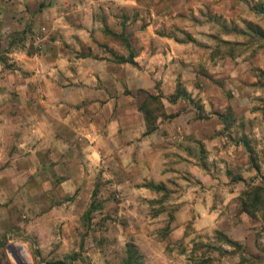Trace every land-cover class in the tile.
<instances>
[{"label": "rangeland", "instance_id": "rangeland-1", "mask_svg": "<svg viewBox=\"0 0 264 264\" xmlns=\"http://www.w3.org/2000/svg\"><path fill=\"white\" fill-rule=\"evenodd\" d=\"M66 2L72 25L90 21L89 38L107 36L133 68L171 78L174 114L160 80L156 94L137 93L154 129L179 118L159 139L157 184L135 183L157 188L127 198L97 183L71 213L38 204L57 184L49 166L20 170L15 146L0 149V264H126L127 248L138 264H264V0ZM13 3L0 0V30L2 4ZM14 35L40 49L43 33Z\"/></svg>", "mask_w": 264, "mask_h": 264}, {"label": "crops", "instance_id": "crops-1", "mask_svg": "<svg viewBox=\"0 0 264 264\" xmlns=\"http://www.w3.org/2000/svg\"><path fill=\"white\" fill-rule=\"evenodd\" d=\"M59 1L2 4L0 149L15 146L18 158L11 165L20 170L49 166L57 184L52 197L38 204L46 210L61 204L71 213L77 204L85 207L97 183L109 182L127 198L148 191L144 185L135 188V183L157 184L152 175L164 162L159 139L168 136L179 116L170 124L158 122L155 132L144 135L137 93L156 94L160 80L161 94L169 96L171 78L117 63L115 57L125 55L113 51V41L107 36L89 38L90 21L84 18L80 26L72 25L66 0ZM81 12L91 13L84 5ZM25 28L43 33L38 51L26 44L25 36L14 35ZM72 49L84 52L76 58ZM173 103L162 102L164 114H174ZM12 111L15 117L8 119Z\"/></svg>", "mask_w": 264, "mask_h": 264}, {"label": "trees", "instance_id": "trees-1", "mask_svg": "<svg viewBox=\"0 0 264 264\" xmlns=\"http://www.w3.org/2000/svg\"><path fill=\"white\" fill-rule=\"evenodd\" d=\"M112 36L120 37V35H114V34H112ZM116 61H117V63H128L130 65H134V63L132 62V54L131 53H129L128 58L118 57V58H116ZM175 90L176 91L171 96H169L167 98V101L170 103L175 102L180 97L178 89L176 88ZM146 96L149 99H154V97H152L150 95H146ZM138 110L142 112L143 118H144V123H145L144 135L149 134L152 130H154V125H152V123H150V121H148L149 119H147V117H149V113H148V111H144L142 104L138 107ZM165 118L169 119V118H171V116H167ZM156 186H158V185H151V184L144 185V187L150 188V189L157 188ZM93 193H94V190H92L91 196H93ZM256 202H257V200L253 201L252 203H256ZM92 209H93V207L90 203L88 206V210L86 211V214L89 213V211ZM222 240L230 246L231 245L233 247L236 246V243H232L231 241H229L228 239H226L224 237L222 238ZM136 257H137V255L134 253V251H132L129 248L126 249V261H125L126 264H138ZM133 260H135L136 262H133Z\"/></svg>", "mask_w": 264, "mask_h": 264}]
</instances>
